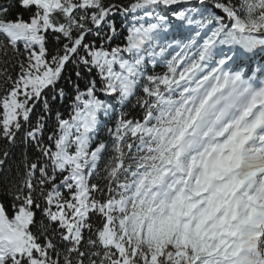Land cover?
<instances>
[{
  "label": "snow or ice",
  "instance_id": "1",
  "mask_svg": "<svg viewBox=\"0 0 264 264\" xmlns=\"http://www.w3.org/2000/svg\"><path fill=\"white\" fill-rule=\"evenodd\" d=\"M0 264H264V0H0Z\"/></svg>",
  "mask_w": 264,
  "mask_h": 264
}]
</instances>
